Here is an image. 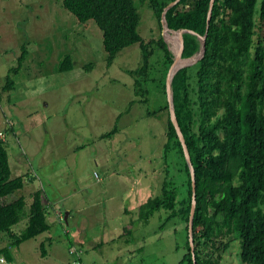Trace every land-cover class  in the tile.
Listing matches in <instances>:
<instances>
[{"label": "rangeland", "instance_id": "rangeland-1", "mask_svg": "<svg viewBox=\"0 0 264 264\" xmlns=\"http://www.w3.org/2000/svg\"><path fill=\"white\" fill-rule=\"evenodd\" d=\"M63 2L0 0V132L12 177L27 178L5 203L24 196L29 211L42 190L44 204L53 205L51 231L13 248V264H180L184 233L161 230L159 215L148 225L139 221L140 208L161 195L164 181L186 190L184 162L175 152L165 155L168 113L148 116L166 105L162 82L137 89L141 79L130 71L141 66L139 45L109 65L97 24H80ZM141 12L144 39L164 35L152 11L142 6ZM64 55L73 57L75 69L59 73ZM197 55L182 68L196 65ZM157 70L163 71L152 73ZM10 77L16 86L5 91ZM117 124L120 132L105 138ZM27 225L23 220L14 231ZM9 245L5 236L0 247ZM239 251L235 244L221 264H242Z\"/></svg>", "mask_w": 264, "mask_h": 264}, {"label": "trees", "instance_id": "trees-1", "mask_svg": "<svg viewBox=\"0 0 264 264\" xmlns=\"http://www.w3.org/2000/svg\"><path fill=\"white\" fill-rule=\"evenodd\" d=\"M176 1L138 0V7L135 0H64L63 9L80 24H97L109 65L125 50L139 45L141 66L130 71L141 79L135 84L137 89L152 82L157 88L156 80L162 82L158 92L166 105L148 116L160 118L168 113L165 155L175 152L184 162L186 190L182 194L173 182L164 181L161 195L140 208L139 221L148 225L159 215L161 230L169 227L176 236L184 233L186 253L180 264H194L190 242L194 193L191 169L170 118L166 81L175 55L169 43L177 53L175 33L186 60L202 51L206 38L204 57L196 65L182 68L172 84L175 112L196 174V263L221 264L238 244L242 264H264V0H181L168 9ZM142 6L152 11L161 34L166 13L168 27L174 32L167 33L169 43L163 35L150 42L144 39L140 33ZM157 67L162 73H152ZM74 69L73 57L64 55L59 73ZM15 86L10 77L4 90ZM119 132L117 124L104 137ZM12 176L6 138L0 137V242L5 236L10 241L9 246L0 247V255L11 263L13 248L51 231L48 210L53 207L44 204L42 190L34 193L29 211L24 196L6 204L5 199L23 191L27 179ZM60 218L64 223L65 218ZM23 220L28 225L18 234L14 227ZM130 230L126 228V235Z\"/></svg>", "mask_w": 264, "mask_h": 264}, {"label": "water", "instance_id": "water-1", "mask_svg": "<svg viewBox=\"0 0 264 264\" xmlns=\"http://www.w3.org/2000/svg\"><path fill=\"white\" fill-rule=\"evenodd\" d=\"M180 1L181 0H177L175 3L171 4L168 9L174 7ZM213 3H214V1H213ZM213 3H212V5H213ZM212 9H211V15H212ZM211 15H210V19H211ZM163 24H164V31H163L164 35L163 36H164L165 40L167 41V33H168L169 27H168V23H167V20H166V13L164 14ZM169 31H171V30L169 29ZM174 36H175L174 38L176 39V42L179 44V49H178V52L175 55V63L172 66V68H171V70L169 72V76H168V80H167V94H168V100H169V105H170L169 106V108H170V118H171V121H172L176 131H177V134H178V137L180 139V142H181V144L183 146L184 153H185L187 162H188V164L190 166L191 173H192V178H193V193L194 194H193V205H192L191 218H190V242H191L192 252H193V256H194V264H197L196 263V258H195V243H194V239H193V220H194V216H195V212H196V206H197V200H196L197 199V196H196V174H195V170H194V167H193V164H192V161H191V156H190L187 144H186V140H185V137H184L183 132L181 130V127L179 125V122H178V119H177V115H176V112H175V107H174V99H173V91H172L173 79H174L175 75L182 69V68H180V69L175 71V66L177 65L178 62L183 61V59H182V51H183L182 43L177 38L176 35H174ZM205 41H206V38H204V40H203V49L201 51L202 52V57L199 60H201L204 57V55H205V47H204ZM69 216H70L69 213L65 214V222L66 223H68Z\"/></svg>", "mask_w": 264, "mask_h": 264}, {"label": "built area", "instance_id": "built-area-1", "mask_svg": "<svg viewBox=\"0 0 264 264\" xmlns=\"http://www.w3.org/2000/svg\"><path fill=\"white\" fill-rule=\"evenodd\" d=\"M0 137L2 140L5 139V135L3 133H0ZM0 264H13V263L8 261V259L4 255H0ZM77 264H81V263L78 262Z\"/></svg>", "mask_w": 264, "mask_h": 264}, {"label": "bare ground", "instance_id": "bare-ground-1", "mask_svg": "<svg viewBox=\"0 0 264 264\" xmlns=\"http://www.w3.org/2000/svg\"><path fill=\"white\" fill-rule=\"evenodd\" d=\"M168 31H169V29H168ZM199 57L200 58L202 57V52L197 55L196 60H199L200 59ZM186 63L187 62H184V61L178 62L177 65L175 66V71L178 70V69H180V68H182V66H184Z\"/></svg>", "mask_w": 264, "mask_h": 264}, {"label": "clouds", "instance_id": "clouds-1", "mask_svg": "<svg viewBox=\"0 0 264 264\" xmlns=\"http://www.w3.org/2000/svg\"><path fill=\"white\" fill-rule=\"evenodd\" d=\"M172 32V31H171ZM172 33H174V32H172ZM173 35H176V34H173Z\"/></svg>", "mask_w": 264, "mask_h": 264}]
</instances>
